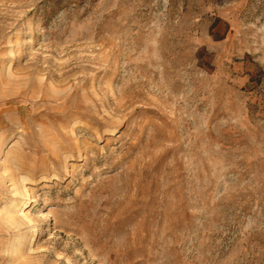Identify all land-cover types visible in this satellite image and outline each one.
<instances>
[{
  "label": "rangeland",
  "instance_id": "374dc122",
  "mask_svg": "<svg viewBox=\"0 0 264 264\" xmlns=\"http://www.w3.org/2000/svg\"><path fill=\"white\" fill-rule=\"evenodd\" d=\"M0 264H264V0H0Z\"/></svg>",
  "mask_w": 264,
  "mask_h": 264
}]
</instances>
